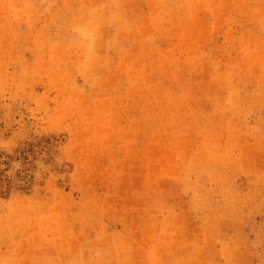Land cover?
Listing matches in <instances>:
<instances>
[{"label":"rangeland","instance_id":"374dc122","mask_svg":"<svg viewBox=\"0 0 264 264\" xmlns=\"http://www.w3.org/2000/svg\"><path fill=\"white\" fill-rule=\"evenodd\" d=\"M0 264H264V0H0Z\"/></svg>","mask_w":264,"mask_h":264}]
</instances>
